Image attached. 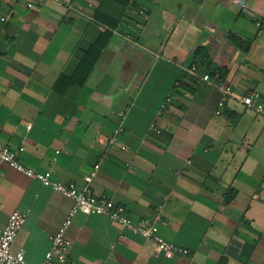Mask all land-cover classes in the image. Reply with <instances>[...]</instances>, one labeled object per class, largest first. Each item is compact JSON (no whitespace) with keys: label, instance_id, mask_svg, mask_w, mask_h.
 I'll return each instance as SVG.
<instances>
[{"label":"crops","instance_id":"crops-1","mask_svg":"<svg viewBox=\"0 0 264 264\" xmlns=\"http://www.w3.org/2000/svg\"><path fill=\"white\" fill-rule=\"evenodd\" d=\"M0 14V145L77 190L100 163L92 194L188 251L156 257L152 241L78 213L64 264H264V114L219 108L217 89L197 83L218 74L264 102V0H0ZM104 31L85 81L58 90ZM198 48L209 65H194ZM120 124L113 145L97 143ZM72 204L0 164V232L27 214L12 251L29 264L43 262Z\"/></svg>","mask_w":264,"mask_h":264},{"label":"built area","instance_id":"built-area-1","mask_svg":"<svg viewBox=\"0 0 264 264\" xmlns=\"http://www.w3.org/2000/svg\"><path fill=\"white\" fill-rule=\"evenodd\" d=\"M28 8L32 7L31 3L27 4ZM6 18L0 14V23H4ZM100 30H105L103 26H100ZM185 72L196 78V67L192 66ZM197 83H206L213 86L220 93L221 98L218 102V107L222 108L228 101H235L240 104L246 110H251L256 114H264V102L261 100V95L257 91H248L244 95L238 96L233 88L227 86L221 82L220 76L215 74L212 77L210 74H206L197 80ZM170 102V98H167L161 105L158 115H161L162 111L166 108V105ZM216 115H220V110L216 111ZM118 117L122 121L125 119V112L118 113ZM31 125L26 128L29 130ZM150 129L157 134L160 133L154 123L150 125ZM123 132L122 124L113 130L111 137L97 139L99 145H113L115 137L119 136ZM120 149L125 151L126 148L121 146ZM59 152H56L58 154ZM107 158L106 154L102 155V159ZM0 164H7L15 171L23 174L29 179H33L41 183L44 187L51 188L52 190L60 193L62 196L72 200V207L69 210L66 219L58 229V231L51 237L50 248L45 254L44 260L41 264H64L69 248L70 242L66 239V232L70 227L72 218L81 213L83 215H97L106 217L109 220L118 223L124 228L130 229L135 235H138L146 240H150L155 244L154 256H160L167 253H177L181 255H187L188 251L175 246L174 244L166 241L158 232L156 222L141 219L138 223L134 224L128 214L125 207L115 204L111 200L102 197L96 198L91 191V184L96 176L97 171L100 168V163H97L93 171L84 177L85 185L82 190H77L72 186H66L60 182L54 181L51 178L50 172H36L34 170L25 168L17 159V153L12 151L6 146L0 145ZM27 214L14 211L9 215L6 226L0 232V264H29L23 258L20 253H14L12 246L15 243L16 237L19 231L25 224Z\"/></svg>","mask_w":264,"mask_h":264},{"label":"trees","instance_id":"trees-1","mask_svg":"<svg viewBox=\"0 0 264 264\" xmlns=\"http://www.w3.org/2000/svg\"><path fill=\"white\" fill-rule=\"evenodd\" d=\"M128 2V1H127ZM109 35L108 32L104 31V34L99 37V39L95 42V44L89 49L87 54L84 56L82 61L78 64L76 69L74 70L73 74L67 75L63 74L59 77L57 80L55 86L58 90H61L64 88V84L66 83L67 78L69 76L73 77L75 76V81H73L74 84H81L85 81L86 77L88 76L90 70L92 69L95 60L101 53V51L104 49L107 41V36ZM194 65H209L210 58L206 52V50L202 48L196 49L194 53Z\"/></svg>","mask_w":264,"mask_h":264}]
</instances>
